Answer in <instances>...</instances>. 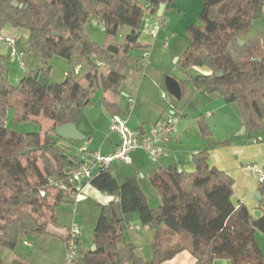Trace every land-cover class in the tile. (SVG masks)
I'll return each mask as SVG.
<instances>
[{"label": "trees", "instance_id": "1", "mask_svg": "<svg viewBox=\"0 0 264 264\" xmlns=\"http://www.w3.org/2000/svg\"><path fill=\"white\" fill-rule=\"evenodd\" d=\"M18 1L22 8L11 5L13 0H0V36L6 25L23 29L22 49L40 59L32 68L25 64L23 77L12 85L7 57L0 55V264L3 249H15L28 234L49 233V226L58 224V205L73 202L78 195L81 183L71 177L80 166L79 155L56 138L55 127L75 123L83 109L95 103L99 90L105 109L112 115L122 113L121 84L129 72L142 71L144 55L136 57L133 52L150 47L140 42L142 21L147 14L158 13L161 3L174 0ZM202 1L200 23L188 28L191 42L181 60L185 67H204L209 73L189 79L196 89L239 103L248 132L264 131V27L252 33L263 19L264 0ZM90 19L104 27L103 44L86 33ZM55 55L70 65L61 82L50 75ZM185 83L180 81L181 99L187 92ZM10 107L20 121L45 118L51 125L39 132L11 130L6 125ZM201 118L202 133L210 135L203 114ZM207 158V149L198 151L192 173L174 164L152 169L150 180L161 196L155 207L136 172L122 183L111 168L94 174L88 182L118 201L100 206L96 249L81 248L78 264H160L182 250L192 253L195 264H264L256 239L257 230L264 232V214L254 218L244 203L237 207L233 177L210 167ZM130 212L139 215L142 225L155 229L154 256L149 260L136 243L124 239L129 226L125 215ZM164 227L180 234L178 244L164 246Z\"/></svg>", "mask_w": 264, "mask_h": 264}, {"label": "crops", "instance_id": "2", "mask_svg": "<svg viewBox=\"0 0 264 264\" xmlns=\"http://www.w3.org/2000/svg\"><path fill=\"white\" fill-rule=\"evenodd\" d=\"M202 5V0H174L173 2L165 3L161 14L158 12L156 14H147L144 17L141 25L142 34L140 42L142 44H149L150 47L146 49H136L133 52V55L136 57L148 55L149 61L146 66L145 74L132 72L130 73V78L125 82L126 86L123 87L122 82V93L118 97V103L122 109L120 115L125 117L129 116L130 126L134 128L143 139L150 135L153 124L158 120H163L172 115L178 116L179 120L175 124L173 133L161 141L164 151L157 162L150 161L147 152L139 148L132 152V163L114 162L111 170L120 183H122L129 174L136 172L139 177V183L145 193L142 182H151L150 172L152 169H160L161 167H167L174 164L180 170L192 173L196 169L194 155L205 148L208 151L207 159L210 167L217 168L218 170L220 169L233 177L234 192L232 198L235 205L238 207L241 203H244L250 210L251 214L256 209H260L264 214V192L262 193V200H258L255 197L257 190L262 186L255 166H258L260 169L264 168V131L248 132L242 119L239 103L227 102L224 97L217 93H208L204 89H196L190 79L186 80L185 87L187 92L184 97L193 91L204 93V99H206V101H211L209 105L211 109H206L205 113L203 112L198 116L189 117L188 113L185 111L180 110L178 112V108H183V106H175L173 108V106L169 105L171 103H168L166 100V102L160 100V98H162L160 92L163 90L162 79L164 75L163 71L159 67H156V65L153 64V61L149 59V56L150 50L152 49V51H154V48H151L154 47L153 43L160 38L162 33V17L172 14V11H178L180 15L185 11L188 12L190 8L192 11H199ZM20 34V38L25 35V33ZM21 45L22 44H20V46ZM10 53H13L12 47L10 48L7 44L0 43V55L8 57ZM26 55L29 56L27 52L24 56ZM192 69L194 71L193 75L197 73H209V70L204 67H192ZM178 82L180 83V80H178ZM190 82L191 86L189 85ZM98 92H101V90ZM121 96H125L126 105L122 104ZM129 96H136L137 98V104L133 112L129 109ZM96 105L97 104L93 103L84 108L81 115L75 121L79 130L86 135V138L73 141L66 139L67 142H64L71 146V148L75 147L77 149L75 152L76 155H80L81 150L84 148L94 151L97 150L102 153H112L120 143V135L111 130L112 114H110L103 106L101 97L100 104H98V106ZM128 111H130V113ZM202 114L206 118L212 132L207 136L202 133L199 126ZM149 121L151 123L150 126L147 127L146 123ZM131 122L136 124V127L132 126ZM46 125L47 126H45L44 129L49 128L51 122ZM218 126L221 127V131H214ZM244 126L246 127V130L241 131ZM258 137H261L262 139L257 140ZM80 183L81 187L79 188L78 195L81 199L77 202H70L71 205H73L72 208L74 215L77 210L86 209L88 210L89 217L92 216L93 219L100 211L101 205L109 204L116 200L113 195L98 190V188L94 187L88 181L84 180ZM151 185L153 184L151 183ZM156 191L159 195L158 197H160L157 198V200H160V202H158L161 203V196L157 189ZM147 200L150 202L148 197ZM125 218L129 224L124 235L126 241H133V243H136L137 245L140 244V242H149V244L153 243L155 229L152 226L142 225L138 214H126ZM73 220L76 222V219ZM77 224L81 230V248L84 249L82 239L85 231L84 221L81 224ZM68 227L66 226L62 228L60 224L49 226V232H52V229L54 232L59 230L60 237H58L56 242V256L51 258V261L47 263L46 260H43V264H63L65 254L64 240L67 235ZM132 231L136 232L132 234ZM162 238L163 241H165L164 243H171L170 246L176 245L180 241V234L164 227L162 229ZM170 238L173 239L172 242L169 240ZM256 239L260 248L264 252V232L257 230ZM25 241L31 243V245L25 244ZM44 242L46 243L45 247L48 250H51L52 247L48 243V240H44ZM23 244L27 247H33L32 241L26 238L23 239ZM141 250L142 247L138 245V251L140 254ZM32 254H34V252H32ZM2 258L4 264H20L21 261L25 260L32 263L34 262V264H42L39 261L42 257H40L41 259L37 257H34V259H32V257L28 258L17 250V246L15 249H3ZM145 259L149 260L150 257ZM195 261L196 259L190 251L182 250L172 258L167 259L160 264H195ZM218 262L225 263L227 260H219Z\"/></svg>", "mask_w": 264, "mask_h": 264}, {"label": "rangeland", "instance_id": "3", "mask_svg": "<svg viewBox=\"0 0 264 264\" xmlns=\"http://www.w3.org/2000/svg\"><path fill=\"white\" fill-rule=\"evenodd\" d=\"M203 2V1H202ZM203 9V5L201 6L200 10L192 11L191 8L188 10V12L181 13L179 15L178 11H172V14H169L168 16L162 17L163 25H162V33L160 35V38L155 40L153 43L154 51L152 49L150 50V56L149 59L153 61V64L156 65V67H159L163 71V90L160 92L165 93L169 96L171 100L170 106H183V108H178V112L180 110L185 111L188 113L189 117H195L200 115L201 113H205L206 109H211L209 107L211 101H206L204 99V93H197L195 91L190 92L189 95L182 98V100L177 99L170 90L166 87V78L168 76L174 77V79H178L180 81H185L189 79V76L193 75L194 71L192 67H185L182 63L181 58L183 57V54L187 47L189 46L191 42V36L188 32V28L192 24H199L200 19L199 15ZM264 27V19L258 21L256 25L254 26L253 34L257 32L259 29ZM86 33L95 40L96 42L103 44L105 41V33L98 25L94 19H90V21L86 24ZM20 33L26 34V31L20 28H15L10 25H6L4 29L1 32L2 36H10L20 39ZM21 44L22 46H26L25 44V37L23 36L21 38ZM0 43H3V41H0ZM29 54L26 56L20 57L18 54L13 55L10 53L8 57L6 58V68H7V74L9 81L12 83V85H17L20 81V79L23 77L25 71V64L27 65V68H32L36 66L39 63V57L36 53L33 52H27ZM51 65H52V71L50 73L52 81L61 82L65 79V72L69 71L70 65L69 61L61 56L55 55L52 56L51 59ZM196 68V67H194ZM166 77V78H165ZM130 78V72L128 73V77L123 81V87L126 86L125 82L127 79ZM191 86V82L189 83ZM95 104L98 106L100 104V97L101 92H98L97 95H95ZM122 104L126 105V98L125 96H121ZM163 102H166L165 99L160 98ZM123 105V106H124ZM130 109V108H129ZM131 111V110H130ZM130 111H128L130 113ZM7 113V119H6V125L9 129L18 131L21 133H29V132H39L41 129H44L46 124H48L50 121L48 119L42 118L40 121H34V120H26V121H20L16 119L14 108L10 107L8 108ZM128 119L129 116H128ZM150 121L146 123V126H150ZM131 125L136 127V124H133L131 122ZM214 129V128H213ZM243 128L241 129V131ZM214 131H221V127L218 126L217 129H214ZM59 141L61 142H67L65 138L58 136ZM76 148L72 147V152H76ZM143 188L145 189V193L147 197L149 198V204L152 207H155L159 205L160 200H157L158 193L155 188H153V185H151V182L143 181L142 182ZM159 201V202H158ZM73 205H71L70 202H62L60 205H58L56 209V216L58 220V224L61 225L62 228L68 227L71 225L73 219H76V222L81 224L84 221V227L85 231L83 233V248L85 250H89L94 245V230L95 226L99 217L100 211L97 213L96 217L92 219V216L89 217L88 210H77V212L74 215L73 211ZM129 215H137L136 212H130ZM55 225V224H51ZM50 225V226H51ZM136 231H132V234ZM58 237H60L59 230L52 229V232H49L47 234L43 235H26L25 238L32 241L33 247H27L23 244V240L20 241L17 244V250L26 255L28 258L34 257L40 258L39 260L43 264V260H46V263L51 261V258L56 256L57 254V240ZM44 240H48V243L52 247L51 250H48L45 247ZM171 242L173 241L172 238L169 239ZM167 243V242H166ZM164 243L165 247H170V244ZM142 247L141 254L145 258L151 259L153 255V245L149 244V242H143L138 244ZM34 252V254H32ZM132 264V263H129Z\"/></svg>", "mask_w": 264, "mask_h": 264}, {"label": "built area", "instance_id": "4", "mask_svg": "<svg viewBox=\"0 0 264 264\" xmlns=\"http://www.w3.org/2000/svg\"><path fill=\"white\" fill-rule=\"evenodd\" d=\"M264 18V10H263ZM96 22V21H95ZM97 23V22H96ZM98 24V23H97ZM100 25V24H98ZM102 30L104 27L100 25ZM0 41L7 44L10 48L12 47L13 55H19L20 57L25 55L24 49L19 45V39L10 36H0ZM148 55H144L142 65V71L140 73L145 74L146 66L148 64ZM80 67H76V72ZM132 73V72H131ZM161 97L168 103H171L169 96L165 93H161ZM130 110L134 111L137 98L136 96H129ZM209 114V113H208ZM179 117L176 115L169 116L160 119L153 124L150 135L143 139L140 134L130 126L128 117L120 114H114L111 117V130L117 132L120 135V143L116 150L112 153H102L100 151H94L84 148L81 150L79 155L80 166L74 171L72 180L82 182L89 181V179L99 172L101 169H109L112 167L114 162L132 163V152L136 149H143L149 155L150 161L157 162L160 155L164 151V147L161 141L170 136L175 128L176 122ZM258 137L257 140H261ZM258 171L259 180L261 183L264 182V168L260 169L255 166ZM81 198L77 195L74 202L79 201ZM81 230L79 225L73 220L71 225L68 227L67 235L65 237V254L63 264H78L81 256V244H80ZM25 244L31 245V243L25 241Z\"/></svg>", "mask_w": 264, "mask_h": 264}, {"label": "water", "instance_id": "5", "mask_svg": "<svg viewBox=\"0 0 264 264\" xmlns=\"http://www.w3.org/2000/svg\"><path fill=\"white\" fill-rule=\"evenodd\" d=\"M142 3H144L145 0H140ZM13 6L15 7H23V2H19L18 0H13L12 4ZM164 6H165V3H161L160 4V7H159V14H161V12L163 11L164 9ZM55 35H59L58 33H55ZM239 43L240 45L244 43V41L239 38ZM222 75V73L220 74ZM166 83H167V87L168 89L170 90V92L177 98V99H181L182 97V90H181V85L180 83L178 82V80L174 79V77H170L168 76L166 78ZM243 130H246V127L244 126L243 127ZM55 131L56 133L67 139V140H82V139H85L86 135L83 134L79 128L77 127L76 123L74 122H68V123H65V124H60V125H57L55 127ZM262 184V187L261 189L257 190L256 194H255V197L258 199V200H262V193L264 192V182L261 183ZM116 201H118V199H116ZM252 215L254 218H258L260 216L263 215V211H260V209H256L252 212ZM118 219L121 220L122 219V214L120 211H118ZM96 249V245L94 244L93 247L91 248V250H95Z\"/></svg>", "mask_w": 264, "mask_h": 264}]
</instances>
